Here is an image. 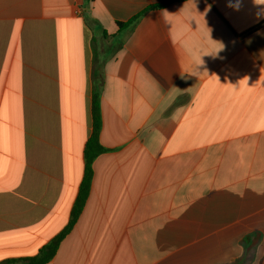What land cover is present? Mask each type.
Returning <instances> with one entry per match:
<instances>
[{
  "label": "crops",
  "instance_id": "crops-1",
  "mask_svg": "<svg viewBox=\"0 0 264 264\" xmlns=\"http://www.w3.org/2000/svg\"><path fill=\"white\" fill-rule=\"evenodd\" d=\"M164 1L0 0V264L69 223L95 92L106 151L47 264H264V5L119 30Z\"/></svg>",
  "mask_w": 264,
  "mask_h": 264
},
{
  "label": "trees",
  "instance_id": "trees-1",
  "mask_svg": "<svg viewBox=\"0 0 264 264\" xmlns=\"http://www.w3.org/2000/svg\"><path fill=\"white\" fill-rule=\"evenodd\" d=\"M87 3H90L92 0H86ZM185 0H165L163 3L152 5L151 7L147 8L145 11L141 12L140 14L136 15L133 19L126 23H118L119 30L124 31V29L128 28L132 25L139 17H141L144 13L148 10H154L158 8L166 7L169 4L174 2H180ZM92 110H93V130L92 134L87 141L84 149V160H85V167H84V175L80 184L79 192L73 206V210L70 216V221L65 226L64 230L51 239L48 243L39 250L38 254L34 257H30L24 259L21 264H47L49 263L53 257L55 256L61 242L66 235L71 231L74 224L76 223L77 219L79 218L80 214L83 211V208L86 204L87 198L90 193L91 184L93 180V163L95 159L106 151V149L102 146L100 142V133L102 129V118H101V109H100V94L98 92L94 93L93 102H92ZM17 261H6L2 264H18Z\"/></svg>",
  "mask_w": 264,
  "mask_h": 264
},
{
  "label": "clouds",
  "instance_id": "clouds-1",
  "mask_svg": "<svg viewBox=\"0 0 264 264\" xmlns=\"http://www.w3.org/2000/svg\"><path fill=\"white\" fill-rule=\"evenodd\" d=\"M254 3L256 4V5H264V0H254ZM222 48V47H221ZM221 48L219 49V50H221ZM218 50V51H219ZM217 51V52H218Z\"/></svg>",
  "mask_w": 264,
  "mask_h": 264
}]
</instances>
